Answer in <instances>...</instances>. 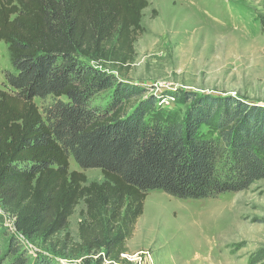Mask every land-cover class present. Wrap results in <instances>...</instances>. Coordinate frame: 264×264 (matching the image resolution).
I'll return each instance as SVG.
<instances>
[{
	"label": "trees",
	"instance_id": "obj_1",
	"mask_svg": "<svg viewBox=\"0 0 264 264\" xmlns=\"http://www.w3.org/2000/svg\"><path fill=\"white\" fill-rule=\"evenodd\" d=\"M147 7L0 0V42L15 71L0 90V208L16 235L40 244L17 254L12 238L8 264H131L122 255L150 192L200 201L264 181V106L193 94L175 121L127 80ZM36 99L49 102L40 110ZM71 157L102 180L70 171ZM80 202L75 242L68 219Z\"/></svg>",
	"mask_w": 264,
	"mask_h": 264
},
{
	"label": "rangeland",
	"instance_id": "obj_2",
	"mask_svg": "<svg viewBox=\"0 0 264 264\" xmlns=\"http://www.w3.org/2000/svg\"><path fill=\"white\" fill-rule=\"evenodd\" d=\"M147 2L144 33L134 44L127 80L149 88L160 115L182 121L193 94L264 106V36L258 21L264 16V0ZM6 72L15 74L0 42V90L7 89ZM104 97L95 100L104 103ZM48 102L35 100L40 110ZM69 164L70 171L82 172L89 183L102 180L99 170L82 171L72 157ZM83 209L80 202L68 219L75 242ZM13 222L0 208V264L13 258L8 246L12 238L18 242L17 254L32 256L40 249L39 241L16 235ZM126 247L127 257L148 252L152 264H264V181L200 201L152 191Z\"/></svg>",
	"mask_w": 264,
	"mask_h": 264
},
{
	"label": "built area",
	"instance_id": "obj_3",
	"mask_svg": "<svg viewBox=\"0 0 264 264\" xmlns=\"http://www.w3.org/2000/svg\"><path fill=\"white\" fill-rule=\"evenodd\" d=\"M122 257L128 260L131 264H152V261L150 259V254L148 252H139L131 257L122 255Z\"/></svg>",
	"mask_w": 264,
	"mask_h": 264
},
{
	"label": "bare ground",
	"instance_id": "obj_4",
	"mask_svg": "<svg viewBox=\"0 0 264 264\" xmlns=\"http://www.w3.org/2000/svg\"><path fill=\"white\" fill-rule=\"evenodd\" d=\"M224 229H227V227H224Z\"/></svg>",
	"mask_w": 264,
	"mask_h": 264
}]
</instances>
